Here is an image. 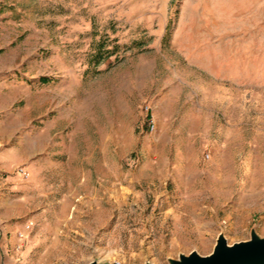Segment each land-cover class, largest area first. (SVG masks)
<instances>
[{
    "label": "rangeland",
    "instance_id": "1",
    "mask_svg": "<svg viewBox=\"0 0 264 264\" xmlns=\"http://www.w3.org/2000/svg\"><path fill=\"white\" fill-rule=\"evenodd\" d=\"M0 95V264H168L264 235V0H0ZM193 118L220 140L188 141ZM69 132L59 188L39 163ZM184 183L220 207L203 236L157 213Z\"/></svg>",
    "mask_w": 264,
    "mask_h": 264
},
{
    "label": "crops",
    "instance_id": "2",
    "mask_svg": "<svg viewBox=\"0 0 264 264\" xmlns=\"http://www.w3.org/2000/svg\"><path fill=\"white\" fill-rule=\"evenodd\" d=\"M9 117L10 115L8 116L6 115V113L2 117L0 116V142L6 139V132H7L6 129L10 121V120L8 121L7 118ZM196 121L197 120L194 118L189 120V127L186 129V137L188 141L195 140L196 136H198V140H201L203 142L212 139L213 145H214L215 138L217 140H220V134H221L220 133V122L218 120L211 119V118H203L200 128H197ZM211 121H212L213 126H217L216 127L217 129L209 128L211 125L210 123ZM54 123L55 122L48 123L46 127L43 128V130L45 131L48 130L50 127L54 125ZM177 132H178V129H173L171 134L167 135L163 133H156L154 134V136L156 139L158 140L162 139L161 141H164V140H169L170 137H172V135L176 134ZM58 133L60 134L61 130L53 132V135H57ZM144 135H143V139L145 140ZM66 136L68 139V144L67 145L64 144L63 140L61 139L53 143V145H55L57 148L51 153L54 156L52 157L50 156V154H47L45 152V155L42 157V160L39 163L41 172L44 173V175L53 173L58 176L57 178L60 182H58L56 186L59 188L62 187L63 181L66 180L65 179L66 177H64L66 173L76 172L75 169L71 170L70 167L76 166L77 159H78L77 154H76L77 150H76L75 141H74V139L76 138V133L69 132V134ZM86 138L87 137L82 138L81 141L85 140ZM7 140L8 139H6L5 141ZM102 143L104 144V148H101V153H102L101 154V164L104 165V167L107 169L108 153H109L107 133L104 135V139ZM0 146L1 148H3V149L0 148V165H1L7 162L6 158H7V154L10 152L11 146L7 147L6 144H0ZM168 148H169L168 150H174L176 152L175 155H179V152L176 151L177 150L176 147H173V148L168 147ZM189 155L194 156L195 155L194 150L193 151L191 150ZM205 155L207 157V154ZM88 157L90 159V155L87 156L85 154L84 156L80 157L78 162L81 164L83 160L87 161ZM34 160L35 159L28 157V155L22 160V161H25L24 168L28 172L30 169L32 170V167L34 166ZM194 171L198 172L197 169H195ZM64 184L65 186L68 185L67 182H64ZM188 185L189 183H184L182 187V191L170 192L169 196L167 195L165 199L163 198L164 200L163 199L162 200L163 202H165L164 204L165 209L163 211H157V213H161L163 217H168V219L171 220L173 225L170 228V231L176 228L177 221H181L183 218L185 221L189 222V226H188V223L185 225H187L190 228V230H193L197 233L196 236H203L206 230H211V224H214V221H216V217L213 214H216V212L220 210V207L216 206V202L214 201L212 203L210 202L206 203L203 188H201L200 190H190L188 188ZM9 188L10 186L4 187V189H9ZM104 191H105L104 203L107 205V202H108V198H107L108 187L107 186H104ZM68 194L69 192H66V193L60 192L58 195L64 198ZM213 195L215 194H212V196ZM2 197L4 198L5 204H6L7 196L2 193ZM94 202L96 203L97 200H95ZM60 203L63 204L64 201L61 200ZM152 209L147 214V218L149 220L153 216ZM105 212L107 213L106 210Z\"/></svg>",
    "mask_w": 264,
    "mask_h": 264
},
{
    "label": "water",
    "instance_id": "3",
    "mask_svg": "<svg viewBox=\"0 0 264 264\" xmlns=\"http://www.w3.org/2000/svg\"><path fill=\"white\" fill-rule=\"evenodd\" d=\"M168 264H264V235L250 228L247 239L228 243L221 232L214 240L209 253L200 255L195 250L167 258ZM86 264H97L94 260ZM143 264H151L145 261Z\"/></svg>",
    "mask_w": 264,
    "mask_h": 264
},
{
    "label": "built area",
    "instance_id": "4",
    "mask_svg": "<svg viewBox=\"0 0 264 264\" xmlns=\"http://www.w3.org/2000/svg\"><path fill=\"white\" fill-rule=\"evenodd\" d=\"M150 127H152V125L150 124ZM17 173L21 176V177H27L28 176V171L24 168V167H19L17 168ZM29 224H26L25 228H28ZM21 235V232H18V236ZM19 245H16V248ZM113 264H119L117 261H114Z\"/></svg>",
    "mask_w": 264,
    "mask_h": 264
}]
</instances>
